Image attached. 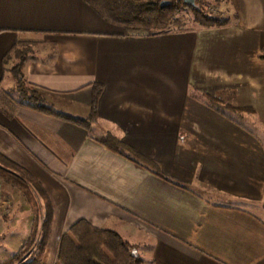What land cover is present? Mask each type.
<instances>
[{"label":"crops","instance_id":"obj_1","mask_svg":"<svg viewBox=\"0 0 264 264\" xmlns=\"http://www.w3.org/2000/svg\"><path fill=\"white\" fill-rule=\"evenodd\" d=\"M217 2L224 26L133 31L84 0H0V155L51 202L41 264L80 219L118 232L143 264H264V141L239 121L264 126V0ZM17 63L44 108L18 92ZM109 134L168 180L92 138ZM4 183L0 254L35 219Z\"/></svg>","mask_w":264,"mask_h":264},{"label":"trees","instance_id":"obj_2","mask_svg":"<svg viewBox=\"0 0 264 264\" xmlns=\"http://www.w3.org/2000/svg\"><path fill=\"white\" fill-rule=\"evenodd\" d=\"M96 10L108 23L133 31H164L171 26L183 29V23L178 13L190 8L194 19L202 26H224L227 18L212 17L203 5V0H197L198 8L186 5L183 0H84ZM163 1L171 4L161 8ZM264 58V54L261 55ZM23 64L16 66L18 73V92L30 106H42V95L39 89H29L23 81ZM213 104H223L221 98L207 96ZM98 92L93 98V115L96 114ZM240 111H250L227 105ZM95 141L113 152L132 161H141L149 164L154 174L168 180L158 166L147 161L133 148L123 143L113 135L92 137ZM0 178L10 184L17 185L27 203L35 213V219L29 238L25 241L19 252L0 264H41L52 226V205L46 191L32 175L24 169L11 164L0 155ZM44 202V208L40 201ZM44 212V213H43ZM35 246V247H34ZM56 264H143L142 258L136 248L124 239L118 232L107 228H98L86 219L78 220L67 230L60 239Z\"/></svg>","mask_w":264,"mask_h":264},{"label":"rangeland","instance_id":"obj_3","mask_svg":"<svg viewBox=\"0 0 264 264\" xmlns=\"http://www.w3.org/2000/svg\"><path fill=\"white\" fill-rule=\"evenodd\" d=\"M208 2H211V4H217L219 7H220V9H222V11H224L226 14H227V16H228V13H227V11L224 9V7L223 6H221L220 5V3H218L217 2V0H207V3ZM177 17H179L180 19H181V21H182V23H183V26H184V28H191V27H195L196 25H200L199 23H197L196 21H195V19H194V15H193V12H192V10L190 9V8H185V9H183V10H181L179 13H178V15H177ZM202 26V25H201ZM169 29H177V27L176 26H171ZM168 29V30H169ZM17 61H21V59L20 58H18L17 59ZM19 63V62H18ZM17 63V64H18ZM218 97H221V94L220 93H218V94H216ZM223 99H224V96L222 97ZM222 99V100H223ZM225 100V99H224ZM226 101V100H225ZM224 101V102H225ZM226 102H228V101H226ZM225 102V103H226ZM226 104H228V103H226ZM259 120V118H245L244 120H239L241 123H243L249 130H253L254 132H258L257 134H259V136L261 137V140H263L264 141V126H261L259 123H260V121H258ZM0 181L2 182V185L3 186H5V183H4V180H2L1 178H0ZM17 190H16V193H17V196L19 195V196H22V191L20 190V189H18V188H16ZM16 193H14V195L16 196ZM18 196V197H19ZM23 197V196H22ZM41 202V201H40ZM255 210H257V209H255ZM44 213V212H43ZM34 217H35V213H34ZM262 218L264 219V214H262ZM4 244H5V242H4ZM10 244V243H9ZM35 247V246H34ZM19 250L20 249H18V247H17V245L16 244H11V245H9L8 247H7V249H6V251H4V252H2L1 254H0V259H2V261H4V259L5 260H7L6 258H8L7 256V254H9V256H13L14 254H16L17 252H19ZM9 259V258H8Z\"/></svg>","mask_w":264,"mask_h":264},{"label":"built area","instance_id":"obj_4","mask_svg":"<svg viewBox=\"0 0 264 264\" xmlns=\"http://www.w3.org/2000/svg\"><path fill=\"white\" fill-rule=\"evenodd\" d=\"M209 1V0H208ZM203 5L206 9V12L212 16V17H220V18H227V14L220 9V7L217 4H211V2L207 3V0H203ZM3 196V185L2 182L0 181V200L2 199Z\"/></svg>","mask_w":264,"mask_h":264},{"label":"water","instance_id":"obj_5","mask_svg":"<svg viewBox=\"0 0 264 264\" xmlns=\"http://www.w3.org/2000/svg\"><path fill=\"white\" fill-rule=\"evenodd\" d=\"M183 3L195 8H198V2L197 0H183ZM171 3L169 1H163L161 2L160 6L161 8H166L170 5Z\"/></svg>","mask_w":264,"mask_h":264}]
</instances>
